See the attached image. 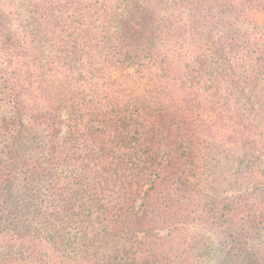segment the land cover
I'll return each instance as SVG.
<instances>
[{"label": "trees", "instance_id": "trees-1", "mask_svg": "<svg viewBox=\"0 0 264 264\" xmlns=\"http://www.w3.org/2000/svg\"><path fill=\"white\" fill-rule=\"evenodd\" d=\"M212 1L9 0L0 264H264V0Z\"/></svg>", "mask_w": 264, "mask_h": 264}, {"label": "rangeland", "instance_id": "rangeland-1", "mask_svg": "<svg viewBox=\"0 0 264 264\" xmlns=\"http://www.w3.org/2000/svg\"><path fill=\"white\" fill-rule=\"evenodd\" d=\"M173 1L175 0H153V8L159 14V16H164L166 14L169 15L170 13L169 8ZM213 1L216 4L215 12L219 16H227V18H234L233 21L238 22L236 25L240 24V27H243V24L240 22L241 19H237L238 18L237 16L232 17V9L228 3L225 4L224 1L222 0H213ZM15 2H16V8H15L16 11L21 13V16H24L25 9H24V4H22V0H15ZM8 4H9V0H0V38L2 40H4L3 37L7 34H11V33L15 34L17 31L20 32L21 29L18 28V24L19 27L20 25L22 26L23 24H26V21L23 23L24 20L21 19H19L20 23L16 22L17 21V17L15 16L16 13L11 12L10 10L8 11L6 10ZM0 42L3 41L0 40ZM23 124L25 125V127L22 132L21 148L29 149V151L32 152V150L36 146L43 143L44 140L46 141L45 132L37 126L28 124L27 120H25ZM20 195H21V183L20 182L19 183L17 182L16 184L14 183V187L12 189L13 205L17 204L16 202L19 200ZM208 234L209 233H207V235Z\"/></svg>", "mask_w": 264, "mask_h": 264}]
</instances>
